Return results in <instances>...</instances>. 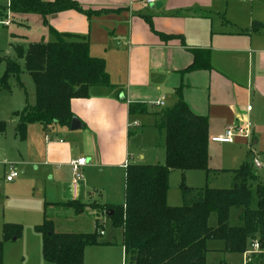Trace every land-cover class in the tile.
Returning a JSON list of instances; mask_svg holds the SVG:
<instances>
[{"label": "crops", "instance_id": "1", "mask_svg": "<svg viewBox=\"0 0 264 264\" xmlns=\"http://www.w3.org/2000/svg\"><path fill=\"white\" fill-rule=\"evenodd\" d=\"M75 1L91 13L68 9L41 15L44 31L53 35L49 41L57 40V34L69 41L88 40L90 54L105 60L110 84L92 85L87 97L71 101L79 129L28 125L24 163L44 170L55 187L40 196L44 219L48 208L73 200L85 206L93 201L124 204L126 167L138 163L133 134L159 135L165 150L160 113L180 97L208 120L209 165L217 170L208 175L228 174L232 180L229 170L264 153V0H166L158 9L143 0ZM9 13L0 25L10 24ZM195 50H208V59L204 66L188 69ZM132 104L141 108L131 112ZM246 122L248 137L235 136L229 143L211 140L229 125ZM137 156L145 158L142 152ZM79 157L88 162L75 186L70 162ZM167 202L176 206L169 195Z\"/></svg>", "mask_w": 264, "mask_h": 264}, {"label": "trees", "instance_id": "2", "mask_svg": "<svg viewBox=\"0 0 264 264\" xmlns=\"http://www.w3.org/2000/svg\"><path fill=\"white\" fill-rule=\"evenodd\" d=\"M68 9L91 13L75 0H9L7 6L0 5V16L13 12L47 17ZM65 37L57 34L55 41L13 45L14 57L0 50V64H5L1 87L10 89V80L15 78L26 96L24 107L13 115L20 139L26 138L31 123L70 126L74 116L71 101L87 97L92 85L110 84L105 60L90 54L88 40L69 41ZM194 54V62L188 69H198L208 59V50H195ZM24 71L34 82V103L29 101L21 79ZM139 108L140 104H132L130 110L137 112ZM158 127L165 130V163L128 164L125 203L97 202L94 206L110 216L114 227L122 228L124 264H208L210 241H222V251L227 253L244 254L255 239L264 249V183L256 172L254 159L250 157L239 168L229 170L232 173L229 188L187 187L183 190V204L171 206L167 196L172 170L201 169L207 175L217 170L209 166L208 120L194 114L181 97L173 107L160 113ZM63 205L85 206L77 200ZM213 213L217 218L215 226L209 223ZM36 229L42 234L44 259L54 264H84L85 247L100 243L98 230L56 232L47 213ZM2 233L0 264L4 243L18 239L22 226L4 223ZM249 255L251 260L247 264H264L263 251Z\"/></svg>", "mask_w": 264, "mask_h": 264}, {"label": "rangeland", "instance_id": "3", "mask_svg": "<svg viewBox=\"0 0 264 264\" xmlns=\"http://www.w3.org/2000/svg\"><path fill=\"white\" fill-rule=\"evenodd\" d=\"M7 3V0H0L1 6H7ZM41 17L37 13L10 12V24L0 25V50L14 57L13 45L20 43L25 45L31 41L44 40L47 42L54 39L49 31L47 33L44 31L45 26ZM2 19H6V16L0 17V21ZM4 70L5 64L2 63L0 64V76ZM21 79L26 86L29 101L34 103L35 86L31 76L24 71ZM25 99V92L17 84L15 78L10 80V89H5L0 85V239H2L3 222L17 223L22 226L19 239L4 243L3 264H42V262L43 264H54L44 260L42 234L36 229V225L44 221V201L43 198L40 200V196L44 192H54V182L43 173L44 170H36L34 165L24 163L28 161L23 153L28 143L16 135L17 121L13 115L15 111L24 107ZM131 143L136 153L135 160L138 163H165L166 152L160 145L159 135L156 138V135L153 137L151 134L136 133L133 134ZM139 152L145 155L144 159L137 156ZM210 153L209 148V157ZM256 155L261 166L255 165V169L264 183V153ZM11 164L19 172V177L13 182L6 180ZM229 177L228 174L207 175L206 171L201 169L187 172L173 170L169 176V199L176 203V206H180L183 204V190L187 187L208 185L209 187L229 188L232 185ZM21 178L23 181L15 184ZM95 203L97 201L83 208L77 206L48 208L46 213L47 217L54 221L56 232L96 233L98 230L100 243L85 247L84 264H124L123 230L120 227H114L110 216L94 207ZM254 205H256L255 202ZM216 219V214L213 213L209 223L215 226ZM208 245L212 249L207 255L208 264L220 262L241 264L244 260V255L220 251L218 248L223 246L222 241H210Z\"/></svg>", "mask_w": 264, "mask_h": 264}, {"label": "built area", "instance_id": "4", "mask_svg": "<svg viewBox=\"0 0 264 264\" xmlns=\"http://www.w3.org/2000/svg\"><path fill=\"white\" fill-rule=\"evenodd\" d=\"M143 1L148 3V4H153L159 0H143ZM2 23L8 24L9 21H3ZM157 104L163 105L164 102L158 101ZM248 109L250 110L251 106H248ZM249 135H250V123L249 122H246L245 124L238 123V124L229 125L224 134L214 136L211 138V140L213 142L229 143V142L233 141L235 136H247L248 137ZM87 162H88V160L86 157H79V158L71 160L70 165H71L72 171H73V184L75 186H77L79 181L82 179V177H83L82 168H83V166H85L87 164ZM254 164L257 167L261 166V163L257 159H254ZM18 175H19V172L15 169L14 165L11 164L9 166V172L6 175V180L13 181L15 178L18 177ZM100 232H102V231H100ZM258 251L264 252V249L261 248L260 242L257 239H255L251 243L249 250L243 254L244 260L241 264H247V262L251 260L249 254L251 252H258Z\"/></svg>", "mask_w": 264, "mask_h": 264}, {"label": "water", "instance_id": "5", "mask_svg": "<svg viewBox=\"0 0 264 264\" xmlns=\"http://www.w3.org/2000/svg\"><path fill=\"white\" fill-rule=\"evenodd\" d=\"M165 2H166V0H159V1L151 4L150 6L152 8L158 9L160 7V5L162 6ZM80 127H81V124H80V121L78 120V118L73 117L72 120H71L70 128L72 130H76V129H79Z\"/></svg>", "mask_w": 264, "mask_h": 264}]
</instances>
